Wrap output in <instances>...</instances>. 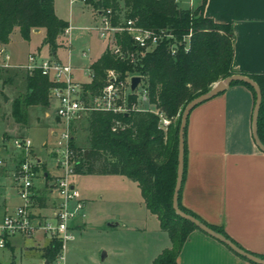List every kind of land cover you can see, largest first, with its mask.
<instances>
[{"label":"trees","instance_id":"obj_1","mask_svg":"<svg viewBox=\"0 0 264 264\" xmlns=\"http://www.w3.org/2000/svg\"><path fill=\"white\" fill-rule=\"evenodd\" d=\"M96 10L110 9L116 19L121 11L123 18H135L137 23L151 29H165L177 40L176 53L172 55L165 41L140 56L134 65L112 56L106 49L89 65L94 76L85 90L97 95L104 84V72L115 68L121 76L135 71L145 76L151 103L166 118L176 119L164 133L158 127V117L149 112H129L113 115L93 112L86 119L89 145L75 147L78 154L77 173L87 175H120L135 182L140 190L146 209L156 216L160 229L165 232L171 247L164 249L152 264H176L177 257L189 234L197 230L187 220L175 214L172 195L177 169L178 129L186 104L209 91L210 87L224 77L236 73L232 67L234 33L228 23H218L203 15L206 0L191 8L178 7L175 0H86ZM69 26L54 10L53 0H0V48L10 40L18 29L20 36L29 40L32 29L44 32L42 44L55 55L61 43L59 36ZM190 33L185 47L184 36ZM119 42L133 49L124 34ZM181 41V43H180ZM261 91V105L257 119V132L264 145V75L246 74ZM256 99L253 88L244 83ZM24 94L11 104V116L15 123L26 125L28 108L48 107V94L52 83L35 68L26 75ZM114 120L127 127L111 130ZM186 127L184 130V163L182 184L178 195L179 209L196 218L210 229L233 242L221 229L204 222L181 205V191L186 173ZM41 198L39 202H41ZM234 243V242H233ZM235 244V243H234ZM239 247L237 244H235ZM61 243L52 239L45 247L42 258L52 264L61 253ZM240 248V247H239ZM241 249V248H240ZM264 259V256L255 255ZM1 264V263H0Z\"/></svg>","mask_w":264,"mask_h":264},{"label":"crops","instance_id":"obj_2","mask_svg":"<svg viewBox=\"0 0 264 264\" xmlns=\"http://www.w3.org/2000/svg\"><path fill=\"white\" fill-rule=\"evenodd\" d=\"M53 1L56 15L68 21L70 25V19L58 14L57 0ZM201 1L184 0L185 6L179 5L181 0H176V3L178 7L185 9L195 8ZM203 15L215 22L228 23L232 26L234 33L232 67L236 73L264 75V0H206ZM38 32L43 30L31 31V33ZM20 38L29 42L21 36ZM11 40L12 36L9 42L3 45L4 54L8 53L10 60L15 63H23L30 50L25 52L23 60L15 61L10 49ZM42 40L32 52L41 51L42 48L49 52L48 47L42 44ZM61 50H64L63 53ZM3 51L0 52L2 57H4ZM52 56L61 60L69 57L72 65L70 42L67 47L60 46ZM86 68L73 66L74 75L81 83L90 82L89 78L86 81L82 79ZM0 83L3 103L11 114V104L20 94H12L11 89L5 86L1 78ZM254 104L251 90L242 84H235L190 112L186 123V173L181 191V205L207 224L221 229L245 252L264 256V153L258 149L252 136ZM48 107H52L50 103ZM42 108L29 107L26 125L14 121L13 125L5 127L0 134L27 135L32 139L34 146L38 147L44 141L42 139L41 143L37 142L39 140L37 133L41 132L42 128L32 124L30 112ZM43 112L44 117L49 118V112L47 110ZM51 129H48L49 134ZM14 130H18L19 133H14ZM16 162L14 157L10 158L7 167L2 170H12ZM133 185L141 197L137 184L133 182ZM81 197L84 199L82 194ZM141 200L144 209L143 218L145 222L153 223L150 231L157 242V249L153 255L147 253L148 264H152L164 249L170 247V241L167 234L160 229L156 216L146 209L142 197ZM84 201L86 218L82 222L75 223V234H81L87 224L89 211L86 200ZM18 205L19 200L13 186L7 175L1 173L0 216L4 210H12ZM109 226L116 227L118 223H111ZM145 230L142 229L140 232ZM31 240L32 238L13 237L3 250H10L14 256L13 252L18 247L23 255L28 249L34 248L31 243L35 244V240H32L33 242ZM50 241L48 239L43 248L47 247ZM67 250L68 246L65 252ZM111 253H113L111 250L104 249L100 261L104 262ZM0 263L9 264L1 261ZM176 264L254 263L238 256L219 241L194 230L183 244Z\"/></svg>","mask_w":264,"mask_h":264},{"label":"built area","instance_id":"obj_3","mask_svg":"<svg viewBox=\"0 0 264 264\" xmlns=\"http://www.w3.org/2000/svg\"><path fill=\"white\" fill-rule=\"evenodd\" d=\"M79 1L85 2L69 0V5ZM95 15V22L84 28L102 39L105 49L116 59L134 65L140 56L163 41L167 43L172 55L176 53L177 40L165 29L143 27L135 18H123L121 14L115 19L110 9L95 10ZM71 28L69 25L64 33L69 36ZM123 34L131 41L133 49L119 42L118 36ZM189 36L190 33L183 38L185 47ZM81 56H87V50H82ZM3 59L2 65L5 67L20 66L10 64L8 53L4 54ZM21 67L29 71L40 69L52 83L48 101L54 106L55 123L49 135L55 141L49 154L55 161V173L41 169L44 161L36 155L34 143L29 136L0 134V177L1 173L7 175L19 200L18 206L4 210L0 216V250L5 249L13 237L31 239L36 232H40L43 237L60 241L61 253L56 264H64L66 245L75 240V223L86 218L85 201L73 182L79 159L74 145L78 123L93 112L113 115L149 112L158 117V127L166 133L171 121L151 103L146 78L135 71H127L121 76L115 68H107L104 84L99 93L93 96L84 88V85L92 81V70L89 67L84 69L83 74L90 82L81 83L74 75L69 57L61 60L28 54L27 64ZM133 76H139L140 82L132 91ZM126 127L120 120H114L111 130L117 132ZM13 157L17 160L14 168L2 170ZM40 198L41 206L38 204Z\"/></svg>","mask_w":264,"mask_h":264},{"label":"rangeland","instance_id":"obj_4","mask_svg":"<svg viewBox=\"0 0 264 264\" xmlns=\"http://www.w3.org/2000/svg\"><path fill=\"white\" fill-rule=\"evenodd\" d=\"M179 5L185 6L184 0H181ZM95 10L86 0L85 2H75L71 6L69 0H57L58 14L70 19V25H72L69 36L63 33L59 36L58 42L61 43V46L67 47L70 40L72 65L75 67L86 68L105 48V42L102 39L94 32L84 28L95 22ZM123 12L124 10L120 12L121 15ZM43 35V32L31 33L29 42H26L20 38L19 31L15 28L11 33L10 45L13 59L15 61L23 60L24 54L28 50H30L29 54L53 57L45 48L32 52L40 44ZM82 50H87V56H81ZM63 51L61 50L62 53ZM3 61L4 59L0 55V78L3 83L9 90L11 89L12 94H24L26 91L25 78L29 70L21 66L27 64V59L23 63H15L10 60V64L20 65L13 67L3 66ZM82 79L86 81L88 77L83 74ZM1 94L0 92V131L14 123L10 110L3 103ZM45 110L49 112V118L44 117L43 111ZM86 119L76 126L74 145L77 148L86 149L89 145ZM30 121L34 126L42 128V131L37 133L39 138L37 142L41 143L42 139L44 141L38 147L34 146L37 156H41L44 161L41 169L44 172L55 173V161L49 154L55 140L48 132V129L54 127L55 123L54 106L43 107L42 110H32ZM170 121L172 126L175 125L176 119ZM13 132L19 133L18 130ZM75 174L73 182L86 200L89 212L86 219L87 224L82 233L75 234L76 240L66 245L68 250L64 251V264H148L147 253L153 255L157 249V242L150 231L153 223L145 222L143 218L142 200L133 182L120 175H87L80 174V170ZM38 204L41 206L40 202ZM111 223H118V226L110 227ZM142 229L146 230L140 232ZM32 240H35V244L31 243ZM32 240L30 243L34 248L28 249L23 255L18 247L13 252L14 256L8 249L0 251V261L9 264H16L14 261L19 264H45L42 254L45 249L43 246L47 243L48 238L44 239L40 232H36ZM104 249H109L113 253L104 262H101V254ZM115 251L116 254H114ZM56 261L57 259L52 264H56Z\"/></svg>","mask_w":264,"mask_h":264},{"label":"water","instance_id":"obj_5","mask_svg":"<svg viewBox=\"0 0 264 264\" xmlns=\"http://www.w3.org/2000/svg\"><path fill=\"white\" fill-rule=\"evenodd\" d=\"M140 82L139 76H133L131 78V90L133 91L138 83ZM244 83L249 86H251L255 92V104H254V110H253V116H252V136L255 141L256 146L258 149L264 153V145L259 139L258 136V130H257V119H258V113L261 105V91L258 87V85L253 81L252 78L245 74L241 73H233L231 75H228L224 77L223 79H219L216 83H214L208 92L201 94L194 99L190 100L186 106L184 107V110L182 112V116L180 119L179 129H178V145H177V169H176V179H175V185L172 195V208L176 215L179 217L187 220L190 222L194 227L206 234L207 236L219 241L220 243L227 246L232 252L237 254L238 256L254 263V264H264V259L257 257L253 254H250L248 252H245L244 250L237 247L233 242H231L229 239L225 238L222 234L210 229L208 226L194 218L193 216H190L184 212H182L178 207V195L182 184V177H183V163H184V130L186 127L187 119L190 114V112L197 107L198 105L218 96L219 94H222L225 92L232 83Z\"/></svg>","mask_w":264,"mask_h":264}]
</instances>
